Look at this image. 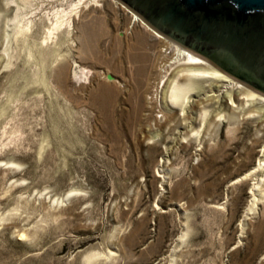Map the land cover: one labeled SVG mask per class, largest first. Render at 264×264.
<instances>
[{"label":"rangeland","instance_id":"rangeland-1","mask_svg":"<svg viewBox=\"0 0 264 264\" xmlns=\"http://www.w3.org/2000/svg\"><path fill=\"white\" fill-rule=\"evenodd\" d=\"M131 18L0 0V264H264V128L158 123L165 46Z\"/></svg>","mask_w":264,"mask_h":264},{"label":"water","instance_id":"water-1","mask_svg":"<svg viewBox=\"0 0 264 264\" xmlns=\"http://www.w3.org/2000/svg\"><path fill=\"white\" fill-rule=\"evenodd\" d=\"M153 30L264 94V0H116Z\"/></svg>","mask_w":264,"mask_h":264},{"label":"bare ground","instance_id":"bare-ground-1","mask_svg":"<svg viewBox=\"0 0 264 264\" xmlns=\"http://www.w3.org/2000/svg\"><path fill=\"white\" fill-rule=\"evenodd\" d=\"M125 9L131 13L132 23H138L152 32L165 46L156 60L158 80L151 83L153 92L148 97L149 103H153L149 107L158 109V123L167 119L166 114L176 113L175 110L179 109L183 128L187 131H192L194 125L203 126L215 116L217 120L227 122V132L250 118L264 128L263 93L228 75L208 59L159 34L134 12L127 7ZM8 36H5V45ZM171 49L172 53L168 55ZM3 53H6L5 48ZM152 134L153 137L158 135L155 131ZM257 161V167L248 175L262 171L258 177L259 183L264 181V146ZM255 198L248 208V214L253 211Z\"/></svg>","mask_w":264,"mask_h":264}]
</instances>
